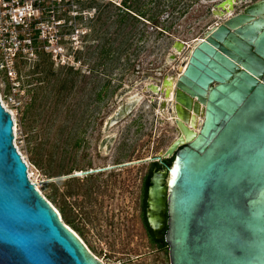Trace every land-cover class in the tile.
Segmentation results:
<instances>
[{
  "label": "water",
  "instance_id": "1",
  "mask_svg": "<svg viewBox=\"0 0 264 264\" xmlns=\"http://www.w3.org/2000/svg\"><path fill=\"white\" fill-rule=\"evenodd\" d=\"M213 1L222 22L162 80L175 82L177 135L136 162L172 158L150 177L146 218L166 228L169 264H264V0L237 13L241 0ZM12 126L0 102V264H104L29 180Z\"/></svg>",
  "mask_w": 264,
  "mask_h": 264
},
{
  "label": "rangeland",
  "instance_id": "2",
  "mask_svg": "<svg viewBox=\"0 0 264 264\" xmlns=\"http://www.w3.org/2000/svg\"><path fill=\"white\" fill-rule=\"evenodd\" d=\"M216 2L88 0L81 4L77 57L69 45L65 65L44 57L23 66V87L14 94L0 82L13 145L31 180L106 264H169L167 249L150 244L138 218L140 180L152 163L72 176L104 162L145 160L169 145L177 132L167 111L156 113L160 95L143 87L176 75L187 52L168 62L175 40L201 38L222 22L211 12ZM131 96L140 97L134 110L118 117ZM106 136L103 158L98 148Z\"/></svg>",
  "mask_w": 264,
  "mask_h": 264
},
{
  "label": "built area",
  "instance_id": "3",
  "mask_svg": "<svg viewBox=\"0 0 264 264\" xmlns=\"http://www.w3.org/2000/svg\"><path fill=\"white\" fill-rule=\"evenodd\" d=\"M86 1L0 0V82L12 94L23 87V66L44 57L65 65L69 45L77 57L81 4Z\"/></svg>",
  "mask_w": 264,
  "mask_h": 264
},
{
  "label": "flooded vegetation",
  "instance_id": "4",
  "mask_svg": "<svg viewBox=\"0 0 264 264\" xmlns=\"http://www.w3.org/2000/svg\"><path fill=\"white\" fill-rule=\"evenodd\" d=\"M159 86H162V81L159 84ZM148 90H150V89H148ZM150 92H152V91L150 90ZM157 94H159L160 96L162 95V93H161V91H160L159 88H158ZM157 101H159L158 98H157ZM173 104H174V101H173ZM158 107L159 108H162L163 111L164 110L167 111V113H168V121L171 122V127L173 128V130L177 132V129H176L177 127H176V124L174 123V120H173L174 118H172V115H169V114H172V110H174V107L171 108L169 105L164 104V102H158ZM124 108H125V105H124ZM187 126L190 127L189 125H187ZM174 138L172 139V141L174 140ZM104 140H105V138L103 139L102 142H105ZM98 149H99L98 153L99 152L101 153V157L105 158L107 156V154L104 151V148H101V145H99V148ZM157 155H155V156H153L151 158H154ZM168 160H170V162ZM139 161H142V160H139ZM171 161H172V158L163 160V163L162 164H160L159 162H157L155 160L154 161H150V163H152V164H151L149 170L147 171V173L140 180L139 193H138V197L136 199L137 208H138V218H139V220L141 222L142 229L145 232V235H146L147 239L149 240V242H150V244L152 246H156V248L159 249V250L160 249H163V248H166L167 251H168V245H167V243H166V241L164 239V236H165V233H166V228L162 229L158 234H156L149 227L148 222H147V218H146V212H147V203H146V201H147V189H148V187L150 185V181L149 180H150L151 175L154 172H156L158 170H161L164 167V165L171 163ZM136 162H138V160L133 161V162H117V163H113V164H107L106 162H104L101 166H97L95 168H89V170L87 172H85V173H88L89 172V174H94V173L95 174L96 173L99 174V173H103V172H106V171H111L112 169H116V170L119 171L123 167H127V166L133 165V164H137ZM154 163L159 164L160 167L159 168L155 167L153 165ZM149 173H150V176L148 178L149 185L146 186V190H145V180H146V177H147V175ZM160 236H163V237L161 238Z\"/></svg>",
  "mask_w": 264,
  "mask_h": 264
},
{
  "label": "bare ground",
  "instance_id": "5",
  "mask_svg": "<svg viewBox=\"0 0 264 264\" xmlns=\"http://www.w3.org/2000/svg\"><path fill=\"white\" fill-rule=\"evenodd\" d=\"M245 1H247V0H241V2L243 3V2H245ZM230 12L231 11H229L228 13L230 14ZM202 38L203 37H201V38H198V39H194V40H192V41H189V42H183V44H184V49L183 50H185L187 53L185 54V55H182V56H180V58H179V60H181V62H180V64L178 65V67L180 66V71H182L183 69H184V67H185V65H186V63H187V59H188V57H189V55H190V53H191V50L194 48V46L197 44V43H199L201 40H202ZM171 52H173V53H175L176 55H178V54H180L177 50H175V48H173L172 47V51ZM168 62L171 60L169 57H168ZM167 76V78L169 79V75H166ZM150 84H152V83H146L145 85H144V87H143V89L144 90H148L149 88H148V86L150 85ZM153 85H155V84H153ZM159 89H160V91H161V93H162V95L159 97V102H164V104H167V105H169L171 108H173V101H174V92H175V82H171V83H167L166 85H162V86H159V85H156ZM125 92H127L128 90H124ZM123 92V91H122ZM122 92H120L118 95H117V100H120V97H121V95H122ZM152 93L153 94H155V95H158L159 96V94H157V92H155V91H152ZM139 96H137V97H134V96H131V97H129L128 98V100L126 101V103H125V108L124 109H119L118 111H117V113H116V115L118 116V117H120V116H123V115H125V114H129V113H131L133 110H134V108H135V106H136V104H137V102H138V100H139ZM2 105H3V101H2ZM4 106V105H3ZM164 112H165V110L163 111L162 110V108H158V110L156 111V113L158 114V115H163L164 114ZM9 113H10V111H9ZM191 114H192V111L190 112ZM169 115H172V117L173 116H175V114H174V110H172V114H169ZM194 116H195V118H197V117H199V119L201 118L198 114H194ZM187 123H188V125L190 124V118H188L187 119ZM113 124H115V121H112V123H111V125H113ZM108 124H106V126H107ZM105 126V127H106ZM104 127V128H105ZM194 127H195V129H198V127H199V122H197V123H195V125H194ZM108 141L109 140V137H105V140L104 141ZM103 146H104V142L101 144V148H103ZM28 172V177H29V180L34 184V186L37 188V190L40 192V194L43 196V194L41 193V191H40V188H39V186H38V183H35V182H33L32 180H31V175H30V173H29V171H27ZM86 174H89V173H85V172H79V171H76L75 172V174L72 176V177H81V176H83V175H86ZM51 206L55 209V211L58 213V215H59V217L61 218V215H60V213H59V211L51 204ZM64 223V222H63ZM80 240H81V242L89 249V247L86 245V243L83 241V239L69 226V225H67L66 223H64ZM89 251H90V249H89ZM91 252V251H90ZM92 253V252H91ZM93 254V253H92ZM94 255V254H93ZM95 256V255H94ZM96 257V256H95ZM97 259H99L98 257H96ZM101 262H103L104 264H106L103 260H101V259H99Z\"/></svg>",
  "mask_w": 264,
  "mask_h": 264
},
{
  "label": "trees",
  "instance_id": "6",
  "mask_svg": "<svg viewBox=\"0 0 264 264\" xmlns=\"http://www.w3.org/2000/svg\"><path fill=\"white\" fill-rule=\"evenodd\" d=\"M193 3H194V2H193ZM168 161L170 162V160H168ZM153 165H154L155 167H157V168L160 167V165L157 164V163H154ZM149 176H150V173L147 175L146 180H145V190H146V186L149 185V181H148Z\"/></svg>",
  "mask_w": 264,
  "mask_h": 264
}]
</instances>
